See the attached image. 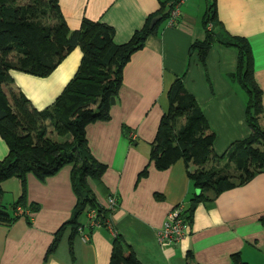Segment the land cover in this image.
I'll list each match as a JSON object with an SVG mask.
<instances>
[{"label": "crops", "instance_id": "1", "mask_svg": "<svg viewBox=\"0 0 264 264\" xmlns=\"http://www.w3.org/2000/svg\"><path fill=\"white\" fill-rule=\"evenodd\" d=\"M212 1L186 0L176 22L161 23L156 35L149 36L124 67L110 119L85 129L91 154L106 166L100 181L89 180L88 185L100 205L107 208L110 195L119 206L107 227L93 226L88 231L89 216L80 218L84 228L73 240V256L69 253L70 229H66L45 264H109L116 235L131 247L141 264H186L189 251L196 264H231L230 256L235 253L246 264H264V224L259 222L264 216V173L244 186L222 193L212 203L197 204L188 236L179 243L160 247L155 238L167 214L180 203L186 208L194 192L181 161L162 172L149 164V144L167 110L163 98L167 101L166 92L172 82L183 77L185 91L195 99L215 135V154L221 156L232 144L250 135L245 122L247 96L229 78L237 69L236 50L214 43L204 67L197 61L196 53L190 52L191 44L206 36L202 18ZM57 2L69 30H78L83 18L100 21L114 29L116 44H124L150 15L159 11L161 2L168 11L170 0ZM215 3L214 31L224 37L227 34L243 38L250 46L264 115V0ZM81 57L80 49L75 48L45 78L11 71L13 87L34 108L42 110L53 103L72 79ZM261 124L264 126V116ZM123 127L131 131L132 142L123 134ZM7 154V146L0 137V160ZM146 166L147 177L138 180ZM71 170V166H66L44 183L27 176V206L36 204L39 209L29 213V224L20 218L10 226L0 225V264H44L54 234L70 219L76 203ZM1 188L3 205L13 204L20 196V182L15 178L3 182ZM156 194L163 199L156 200ZM83 236L87 241L82 240Z\"/></svg>", "mask_w": 264, "mask_h": 264}, {"label": "trees", "instance_id": "2", "mask_svg": "<svg viewBox=\"0 0 264 264\" xmlns=\"http://www.w3.org/2000/svg\"><path fill=\"white\" fill-rule=\"evenodd\" d=\"M169 10L170 6L165 12V4L161 2L159 11L150 15L128 42L116 44L114 29L100 21L83 18L78 30H69L57 0H0V137L8 149L6 158L0 160V225L10 226L20 218L29 224L27 216L13 215L17 207L29 213L39 209L36 204L27 206L29 174L44 183L64 167H72L70 179L76 203L70 219L54 234L44 264L56 251L66 229H70L69 253L73 256V240L84 228L80 218L88 219L93 211V222L107 227L119 206L117 199L113 209L100 205L88 185L89 180L100 181L106 166L91 154L85 129L90 124L110 119L111 106L122 85L124 67L131 56L144 47L146 39L156 35L159 25L167 20ZM156 16L161 19L150 29V22ZM216 20L213 0L202 18L206 36L202 41L193 42L190 52L196 53L197 61L204 67L214 43L236 50L237 69L229 78L247 96L245 122L250 129L249 137L232 144L221 156L215 154V135L195 99L185 91L183 77H179L166 92L168 107L149 144V164L157 171H166L178 161L185 166L194 189L185 212L188 223L192 222V204L212 203L222 193L244 186L264 173L262 91L254 79L251 49L243 38L227 34L224 37L214 31ZM75 48L82 53L76 73L48 107L37 110L13 87L11 71L37 78L48 77ZM122 130L132 142L131 131L126 127ZM54 134L67 139L55 141ZM147 175L148 166L140 172L138 180ZM13 178L20 182V196L13 204L3 205L1 185ZM154 198L162 200L163 196L156 194ZM87 221L88 231L93 230L90 219ZM259 222L264 224V216ZM230 263L246 264L239 253L230 256ZM109 264L141 263L131 247L116 235ZM186 264H196L190 251L186 253Z\"/></svg>", "mask_w": 264, "mask_h": 264}, {"label": "built area", "instance_id": "3", "mask_svg": "<svg viewBox=\"0 0 264 264\" xmlns=\"http://www.w3.org/2000/svg\"><path fill=\"white\" fill-rule=\"evenodd\" d=\"M186 0H172L169 4L170 10L168 14V25H173L180 15V7ZM210 29L211 26L209 25ZM132 138V136L130 137ZM116 198L111 196L107 199V208L113 209L116 206ZM186 208L183 203L175 206L166 216L162 226L156 230L155 238L160 247H166L171 244L179 243L181 240L186 238L189 233V223L186 221ZM14 216H28L29 211L23 207H17ZM91 225L99 226L94 223L95 213L92 211L88 214ZM80 232V230H79ZM83 241H87V237H82Z\"/></svg>", "mask_w": 264, "mask_h": 264}, {"label": "water", "instance_id": "4", "mask_svg": "<svg viewBox=\"0 0 264 264\" xmlns=\"http://www.w3.org/2000/svg\"><path fill=\"white\" fill-rule=\"evenodd\" d=\"M161 17L160 16H156L154 17L151 22H150V25H149V28L152 29L159 21H160ZM191 211H194L195 208H196V205L195 204H192L191 205Z\"/></svg>", "mask_w": 264, "mask_h": 264}, {"label": "rangeland", "instance_id": "5", "mask_svg": "<svg viewBox=\"0 0 264 264\" xmlns=\"http://www.w3.org/2000/svg\"><path fill=\"white\" fill-rule=\"evenodd\" d=\"M163 101H164V103H165V105H167L168 106V104H167V101L163 98ZM166 106V107H167ZM55 141H63V140H66L67 139V137H59V136H57V135H53V137H52ZM230 173L231 174H233V172H231L230 171ZM190 203H189V199H188V203H187V206H186V208H188L190 205H189ZM189 205V206H188Z\"/></svg>", "mask_w": 264, "mask_h": 264}]
</instances>
